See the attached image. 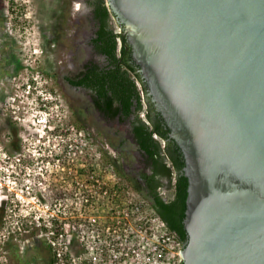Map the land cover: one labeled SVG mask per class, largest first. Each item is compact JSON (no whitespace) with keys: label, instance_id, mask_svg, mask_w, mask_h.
Here are the masks:
<instances>
[{"label":"water","instance_id":"1","mask_svg":"<svg viewBox=\"0 0 264 264\" xmlns=\"http://www.w3.org/2000/svg\"><path fill=\"white\" fill-rule=\"evenodd\" d=\"M185 156L181 264H264V0H107Z\"/></svg>","mask_w":264,"mask_h":264},{"label":"rangeland","instance_id":"2","mask_svg":"<svg viewBox=\"0 0 264 264\" xmlns=\"http://www.w3.org/2000/svg\"><path fill=\"white\" fill-rule=\"evenodd\" d=\"M74 1L79 4L0 0V264H104L93 259L82 239L85 233H96L89 218H96L101 229L119 220V232L128 224L139 229V222L149 223L150 218L154 227L159 224L149 201L124 181L104 152L114 154L84 130L80 116L88 117L67 94L64 75L74 72L67 55L71 43L60 36L66 52L55 50L52 34L61 24L59 13ZM62 23L60 28L72 27L66 19ZM28 149L44 152V162ZM105 189L107 194H98ZM52 211L57 216L49 225ZM100 232L95 251L106 253V264H116L107 254L114 246L105 241L107 232ZM128 241L126 251L135 238ZM173 243L172 238L167 241L168 246ZM121 261L146 264L125 254ZM177 261L175 256L164 264Z\"/></svg>","mask_w":264,"mask_h":264},{"label":"trees","instance_id":"3","mask_svg":"<svg viewBox=\"0 0 264 264\" xmlns=\"http://www.w3.org/2000/svg\"><path fill=\"white\" fill-rule=\"evenodd\" d=\"M89 3L99 20L94 42L105 54L107 62L100 68L97 65L89 66L82 71L79 79L69 80L71 83L90 89L102 110L112 115L119 114L121 118L129 115L132 108L140 113L145 102L148 121L138 113L134 136L140 149L152 164V173L142 174L149 184V191H145V187L138 179L128 176L115 158L104 153L107 161L113 165L124 181L149 201L154 214L166 223L169 231L175 234L176 239L184 247L188 240L184 217L189 181L183 171L185 166L183 151L177 141L169 137V128L165 129L161 121L155 120L151 115L154 102L147 94L146 81L134 61L132 46L123 26L120 24L122 26L120 32L115 30L112 16L116 17V15L107 4V0H89ZM157 113L161 115L159 111ZM155 133L158 137L154 136ZM166 178L167 182H164ZM164 185L171 189L170 200H166L158 190Z\"/></svg>","mask_w":264,"mask_h":264},{"label":"flooded vegetation","instance_id":"4","mask_svg":"<svg viewBox=\"0 0 264 264\" xmlns=\"http://www.w3.org/2000/svg\"><path fill=\"white\" fill-rule=\"evenodd\" d=\"M58 19H60L61 23L58 28L63 27V19L70 22L72 26L71 28H64L65 34H63L62 31L59 32L58 28L54 30V33L52 34V37L54 38L53 47H55V50L57 49L61 52H66L67 43L61 40L60 36L68 39L71 43V48L67 52V55L68 64L70 65L69 67L74 72L65 74L64 80L68 86L67 94L72 100L71 104L77 103L76 110L79 111L80 108H82V110L86 113V117H88L85 118L80 116L84 130L87 132H89V130L92 131L97 137L100 146L104 148L105 151H110L111 154H114V156L112 155L113 158H115L117 162L122 165L125 173L133 179H138L145 187V191H149V184L142 174L144 172L151 174L152 164L148 160L147 155H145L140 149L134 136V125L136 123L137 116L140 115L139 111L132 108L129 115L124 118H121L119 114L112 115L107 113L97 105L90 89L82 85L71 83L69 80L79 79L82 71L88 69L89 66L91 67L97 65L100 68L107 62L105 54L96 46L94 42L99 20L96 17L93 6L89 3V0H79V4L74 1L71 5L67 4V6L62 9V13H59ZM60 29L64 30L63 28ZM134 61L141 72L140 65L135 59ZM147 94L151 98V101L154 102V109L151 110V115L155 120L161 121L165 129L168 130L169 128V137L171 139L174 138L172 136V130L168 126L165 117L150 94L149 87L147 89ZM78 100H81V102ZM158 111L161 115H158ZM89 118H92L91 122ZM100 135L103 137L102 140L98 138ZM164 182H167V178L164 179ZM164 187H166V185L158 189L160 193Z\"/></svg>","mask_w":264,"mask_h":264},{"label":"built area","instance_id":"5","mask_svg":"<svg viewBox=\"0 0 264 264\" xmlns=\"http://www.w3.org/2000/svg\"><path fill=\"white\" fill-rule=\"evenodd\" d=\"M112 22L114 24L115 30L117 32H120L122 30V26L119 24L117 18L114 15L112 16ZM138 85L139 87L141 86L139 82H138ZM143 103H144V108L140 111V116L143 117L146 121H148L146 104L145 102ZM154 136L158 137L156 133L154 134ZM28 151L33 157H36V159H40L41 157L45 156V153L40 152V150L37 151V150L28 149ZM34 151H37V152H34ZM77 152L78 150L73 151V153L75 154ZM41 160L42 162H44L42 158ZM38 163L39 162H37V164ZM58 163L59 162H56L55 165H58ZM39 167L41 169L39 168L38 172L42 174L43 168L42 166H39ZM95 181L97 183V186H99L100 188H103L102 180L97 178L95 179ZM40 183H43V182L41 181ZM98 194H104V195L107 194V189L101 192H98ZM161 194L166 200H170V198L172 197L171 189L168 188L167 186L162 189ZM93 195L94 194H92V196ZM112 195L115 196L116 193L114 192ZM88 197L89 196L86 197V202L90 200ZM50 215L52 218L48 222H49V225H52V222L54 219H56L57 214L55 211H52ZM89 219L91 221L90 222L91 231L92 232L96 231V233H92L91 235H89L88 233H85L82 235V239L85 241V244H87L86 246L89 247V249H91L90 253L93 255L94 260H100L104 264L107 263L106 261L107 258L103 257L106 253L103 254V251H99V250L95 251V247H96L95 243H98V241L101 242L102 240L101 235H103V233H101L100 231L103 230V232L104 231L107 232V236H105L106 237L105 241L108 243L109 246L110 245L114 246V249L110 248L111 253H107V254L113 257L111 260L115 261L116 264H122L121 258L123 257V254L129 257V259L130 258L133 260L142 259L144 260V262H146V264H153L154 262L155 263L159 262L160 264H164L168 262V260L171 257H175V256H178V261L176 264H179L182 262L181 249L183 246L181 242H179L176 239V236L174 233L169 231L166 223L158 215H155V219L158 220L159 224H157V226L155 227L152 224L153 219L150 218L149 220H151V222L149 223L139 222V229H133L132 225L128 224L124 226L123 230L120 232H119L120 230L119 220H117L116 222H113L114 224L107 225L104 227V229H101L100 227L96 228L99 225V223H96L97 222L96 218H89ZM67 225L69 224L67 223ZM59 235H60V238L58 236L57 239H59V241H63V234H59ZM153 237L156 238L155 241H153ZM129 238L130 240L131 238H135V242H132L130 251H126V248L124 247V245L129 242L128 241ZM171 238L173 239L174 243L171 244V246H168L167 241H169ZM118 245H123V247L120 248L119 250ZM123 249H125V252H123ZM126 259L127 258L125 257L123 261H125Z\"/></svg>","mask_w":264,"mask_h":264}]
</instances>
